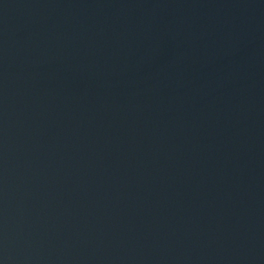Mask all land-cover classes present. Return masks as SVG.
I'll return each mask as SVG.
<instances>
[{
  "label": "water",
  "instance_id": "obj_1",
  "mask_svg": "<svg viewBox=\"0 0 264 264\" xmlns=\"http://www.w3.org/2000/svg\"><path fill=\"white\" fill-rule=\"evenodd\" d=\"M0 264H264V0H0Z\"/></svg>",
  "mask_w": 264,
  "mask_h": 264
}]
</instances>
